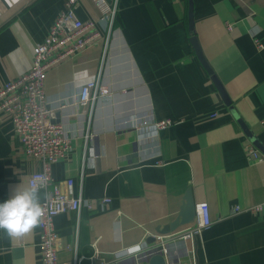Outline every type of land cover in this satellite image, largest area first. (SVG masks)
Listing matches in <instances>:
<instances>
[{
  "label": "crops",
  "instance_id": "0c3cea01",
  "mask_svg": "<svg viewBox=\"0 0 264 264\" xmlns=\"http://www.w3.org/2000/svg\"><path fill=\"white\" fill-rule=\"evenodd\" d=\"M105 1L102 7L78 0L76 12L99 21L117 1L110 33L103 25L102 39L52 65L45 79L53 121L72 138L67 156L52 164V177L63 187L73 179V193L85 199L111 198L55 217L59 259L147 264L139 260L142 253L124 250L144 248L152 236L160 240L157 229L179 215L190 191L196 204L208 202L212 223L194 243L168 241L175 264H264V216L252 210L264 201V0H194L192 29L188 0ZM65 2L0 0V87L32 65L34 47ZM193 34L231 107L198 59ZM92 79L108 85L111 98L78 106L81 86ZM167 119L170 125L155 128ZM240 120L262 145H256L258 158L246 153L250 138ZM41 167L23 152L3 114L0 203L16 188H31L29 178ZM36 190L41 204L47 189ZM39 232L38 225L15 238L0 229V264H42Z\"/></svg>",
  "mask_w": 264,
  "mask_h": 264
},
{
  "label": "built area",
  "instance_id": "2783aa9c",
  "mask_svg": "<svg viewBox=\"0 0 264 264\" xmlns=\"http://www.w3.org/2000/svg\"><path fill=\"white\" fill-rule=\"evenodd\" d=\"M103 7L105 0H97ZM78 0H66L64 7L55 18L49 32L34 47L32 65L22 74L11 78L0 87V119L3 114L9 115L14 126L15 136L20 142L23 152L28 157L38 158L42 161V167L32 172L29 178L31 188L40 187L47 189L44 201L41 203L43 215L40 218V250L42 264H78L77 261H61L59 259L60 237L56 231L54 219L63 212H76L83 206L94 208L111 201L110 197L100 200L85 199L82 195H76L72 191L73 179L65 182V187L53 177L51 166L53 163L67 156L72 148V138L64 126L53 121L54 110L50 108L45 92V79L48 69L65 58L72 56L86 46L97 43L104 37V27L110 33L117 15V1L113 6L104 8L100 14V22L87 19L82 20L77 12ZM232 29L233 24L228 23ZM262 47V44H259ZM112 96V90L99 79H92L81 86L77 98L78 106H88L97 100H108ZM172 123L171 120H159L155 122V128H163ZM141 124L136 122L133 128L139 129ZM86 138H94L87 133ZM246 153L251 158H258L260 150L251 139L245 142ZM252 210L263 213L264 201L252 206ZM212 223L210 206L207 201L196 204V217L193 223L184 229L169 233L164 237L168 241L192 242L196 234L202 233ZM96 246V245H95ZM139 254L143 251L141 244ZM128 247L124 252L137 247ZM72 249L71 245H67ZM193 249V248H192ZM163 252L168 251L164 247ZM94 259L101 258L96 248ZM79 261V260H78Z\"/></svg>",
  "mask_w": 264,
  "mask_h": 264
},
{
  "label": "water",
  "instance_id": "95a60500",
  "mask_svg": "<svg viewBox=\"0 0 264 264\" xmlns=\"http://www.w3.org/2000/svg\"><path fill=\"white\" fill-rule=\"evenodd\" d=\"M188 24L192 29L194 27V0H188ZM191 42L194 47L195 53L203 64L204 68L207 70L210 75L213 83L215 84L217 90L219 91L222 99L228 106H232V99L224 85L221 81L215 70L212 68L210 63L208 62L198 36L193 34L191 36ZM233 112L235 113L234 108L232 107ZM243 128L247 134V136L255 143V145L259 146L262 149V145L259 140L252 134V132L247 128V126L240 120ZM196 217V203L192 196L190 195V191L185 196L184 203L181 206L179 215L169 224L163 226L162 228H158V232L162 235H167L171 232L176 231L183 225H188L194 221ZM157 236H152L151 239L148 240V245L143 248L142 254L140 255V261L145 262L147 264H175L178 263V259L172 258L168 254L165 255L163 252V248L165 247L168 250L169 242L165 240V244L160 240H157ZM174 242V241H170ZM139 261V262H140Z\"/></svg>",
  "mask_w": 264,
  "mask_h": 264
},
{
  "label": "clouds",
  "instance_id": "9594fccd",
  "mask_svg": "<svg viewBox=\"0 0 264 264\" xmlns=\"http://www.w3.org/2000/svg\"><path fill=\"white\" fill-rule=\"evenodd\" d=\"M43 208L39 203L37 190L26 188L13 190L11 198L0 203V229L10 237L19 238L30 233L40 223ZM139 247L130 251H138Z\"/></svg>",
  "mask_w": 264,
  "mask_h": 264
}]
</instances>
